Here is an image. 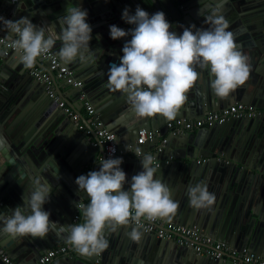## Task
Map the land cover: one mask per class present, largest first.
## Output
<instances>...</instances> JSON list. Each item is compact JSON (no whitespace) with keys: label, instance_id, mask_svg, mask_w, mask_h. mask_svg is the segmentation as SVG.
<instances>
[{"label":"water","instance_id":"water-1","mask_svg":"<svg viewBox=\"0 0 264 264\" xmlns=\"http://www.w3.org/2000/svg\"><path fill=\"white\" fill-rule=\"evenodd\" d=\"M75 6L88 12L86 22L92 28L89 47L94 53L84 62L77 59L66 64L82 81L81 87L69 89L75 100L70 99V93L61 92L58 80L54 82L61 98L80 115L82 101L78 96L85 93L99 119L115 134L117 147L126 156L120 165L126 173L125 189L130 187L131 177L142 170L139 159L150 154L153 165L159 168L155 178L170 188L173 200L179 204L174 215L163 219L196 226L204 234L245 248L264 260V115L232 118L212 127L171 134L165 126L169 120L159 115L136 117L126 95L107 86L110 66L120 64L123 45L131 39L130 36L111 39L110 26L125 31L134 27L122 19L125 8L132 15L137 6L150 16L162 11L170 30L182 34L185 27L193 24L197 28L209 27L204 23V15L208 6H217V0H0V17L13 21L27 17L33 24L44 27L46 35L57 37L51 48L57 54L62 44L57 18L65 15L68 7ZM223 15L239 50L248 58L249 78L228 97L220 98L213 94L207 70L202 71L176 118H198L237 101L264 108V0H227ZM3 25L0 22L1 33L9 36ZM35 63L42 68L48 65L41 58ZM2 72L7 76L0 78V216H10L13 208L22 206L23 194L27 188L31 191L29 181L39 176L52 191L43 205L50 212V220L60 225L72 224L77 203L84 200L86 205L89 203L75 180L99 170L102 148L94 147L76 129L71 118L48 97L44 83L33 80L20 54L0 43V75ZM141 128L155 130L157 135L136 143ZM136 149L141 151L139 157ZM219 154L229 162L216 160ZM197 183L205 184L215 194V203L210 208L196 209L190 205L188 187ZM83 219L82 216L81 223ZM133 227L121 226L115 232L106 229L109 246L98 254L84 256L71 245L72 257H56L49 264H232L200 255L137 227L141 238L133 241L127 235ZM123 236L128 237L126 246H111L112 241L118 242ZM64 243H69L67 233L57 236L55 230L42 239L12 238L0 232V247L16 264H37L43 253Z\"/></svg>","mask_w":264,"mask_h":264},{"label":"clouds","instance_id":"clouds-1","mask_svg":"<svg viewBox=\"0 0 264 264\" xmlns=\"http://www.w3.org/2000/svg\"><path fill=\"white\" fill-rule=\"evenodd\" d=\"M226 4L227 0H217L216 7L208 6L204 23L209 27L197 28L193 24L185 27L182 34L170 30L171 25L162 11L150 16L137 6L132 15L125 8L122 19L134 27L125 31L116 25L110 26L111 39L126 36L131 39L123 45L120 64L110 66L107 86L126 95L138 118L159 115L174 120L187 100L188 91L204 70L211 78L213 94L228 97L247 81L250 67L233 32L228 30L229 23L223 15ZM87 16V10L75 6L68 7L66 14L57 18L62 44L56 55L62 63L77 59L84 62L94 53L89 47L92 28L86 22ZM0 22L9 30L10 46L20 54L25 68L32 67L55 44L57 37L46 35L44 27L33 24L27 17L15 21L0 17ZM111 152L115 153V148ZM140 155V149H136V156ZM153 159L150 154L139 159L142 170L131 177L128 189H125L126 173L120 167L123 163L120 157L110 155L102 160L98 171L78 176L75 183L89 200L83 206L84 222L80 224L60 225L51 221L50 212L43 209L52 192L50 185L43 177H33L29 181L31 191L27 188L22 196V206L13 208L10 216H0L3 224L0 232L12 238L42 239L50 230H55L57 236L67 233V241L81 255L98 254L109 246L106 229L115 232L129 225L130 220L138 222L141 217L155 220L176 213L179 204L173 200L170 188L155 178L159 168L153 165ZM187 195L190 205L196 209L210 208L216 200L215 194L203 183L189 185ZM77 207L80 208L79 203ZM127 235L136 242L141 238L135 227Z\"/></svg>","mask_w":264,"mask_h":264},{"label":"built area","instance_id":"built-area-1","mask_svg":"<svg viewBox=\"0 0 264 264\" xmlns=\"http://www.w3.org/2000/svg\"><path fill=\"white\" fill-rule=\"evenodd\" d=\"M0 43L15 50L10 46L11 41L9 40V36L1 33V31ZM38 58L48 63L46 68H42L34 62L32 67L26 68V71L33 79L45 84L48 97L56 103L57 107L60 108L64 115L71 118L76 129L83 132L94 147L102 148V153L98 156L99 162L101 163L103 159H107L111 155L113 158H122L124 163L126 161V156L118 149L115 134L108 130L103 121L99 119L95 112L94 105L88 101L86 94L81 92L78 96V100L82 101L81 115L71 105H68L66 101L61 98L60 94H58L54 82L55 80L73 88L82 86V81L75 76L74 70L62 63L51 49ZM257 115H264V108H257L252 104L237 101L218 110H209L198 118H176L174 120H169L166 122L165 126L171 134H182L199 127H212L215 124H221L232 118H252ZM156 135L157 132L155 130L141 128L138 131L136 143H144L147 140H152ZM112 148H115V153L111 152ZM156 150H160V147H157ZM217 159L220 160L222 158L219 156ZM202 161H204V159H202ZM225 162H229V160L227 159ZM79 205L80 208L78 209L77 207L76 213L72 219V224L81 223L80 211H82L86 202L80 201ZM129 224L140 228L145 233L153 234L159 239L173 241L178 245L189 247L200 255L215 259H223L232 264H264L263 259L249 252L247 249H239L223 241L216 240L204 234L196 226L182 225L173 220H165L163 218L148 220L145 217H141L138 222L130 220ZM61 256H73L72 246L69 243L51 247L40 256L37 264H49L54 258ZM0 264H16L14 259L5 254L1 247Z\"/></svg>","mask_w":264,"mask_h":264},{"label":"crops","instance_id":"crops-1","mask_svg":"<svg viewBox=\"0 0 264 264\" xmlns=\"http://www.w3.org/2000/svg\"><path fill=\"white\" fill-rule=\"evenodd\" d=\"M3 29H5V30H7V27H5L4 25H3ZM251 60V59H250ZM250 63H251V65H252V62L250 61ZM7 76V74H6V72H2V74L0 75V78L3 80L5 77ZM81 79V78H80ZM34 80V79H33ZM57 87H59V89L61 90V92H64V93H70L69 92V89H70V87L71 86H69V85H66L65 83H62V82H59V85H57ZM70 95H71V97H70V99H72V100H75L76 99V97L74 96V94H72V93H70ZM221 157L222 159H220V160H223L224 162H225V160H227L228 158L227 157H225V158H223V154H219V155H217V156H215V158H216V160H218L217 159V157ZM227 158V159H226ZM203 159V158H202ZM202 159H200V160H202ZM8 198H9V196H8ZM9 201H10V198L8 199ZM85 202H86V200H84ZM11 202H14V201H11ZM10 202V203H11ZM16 203V202H15ZM80 214H81V220H82V216H83V213H82V211H80ZM83 222H84V219H83ZM127 238V239H126ZM128 240V237L127 236H123L121 239H119L118 240V242H117V239H115L114 241H112V245L111 246H114V247H116V245L118 244V245H120L121 247H123V245L124 246H126L125 245V242ZM136 243V242H135ZM70 244V243H69ZM133 244V243H132ZM56 245H59V244H56ZM55 245V246H56ZM71 245V244H70ZM54 247V246H53ZM61 257H63V256H61ZM60 257V258H61ZM15 261V260H14ZM16 262V261H15Z\"/></svg>","mask_w":264,"mask_h":264}]
</instances>
